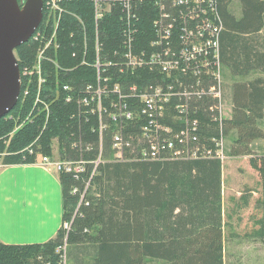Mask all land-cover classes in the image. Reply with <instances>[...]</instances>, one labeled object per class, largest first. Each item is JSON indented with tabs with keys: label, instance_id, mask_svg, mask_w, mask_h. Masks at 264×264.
<instances>
[{
	"label": "trees",
	"instance_id": "16d2710c",
	"mask_svg": "<svg viewBox=\"0 0 264 264\" xmlns=\"http://www.w3.org/2000/svg\"><path fill=\"white\" fill-rule=\"evenodd\" d=\"M238 1L241 5L239 18L229 11L231 0H218V14L223 26L219 39L220 63L229 67L234 75L245 74L250 69H259L264 74V1ZM70 9L78 12L81 8L74 4ZM85 10L90 11L88 7ZM44 13L43 10V22L38 30L43 28ZM144 14L137 38L139 47L147 46L152 38L150 16L149 13ZM106 26L115 32L111 24L106 23ZM70 28L73 32L78 31L76 23L66 18L58 28L60 38H68L66 33ZM48 32H51L50 28ZM66 44L70 46V42ZM37 48L38 45L30 39L15 49L20 70L31 67ZM66 51L70 52V49L63 45L53 54L59 67L53 63L44 65L46 83L42 88V99L49 105L47 121L45 113L39 114L9 139V134L18 123L16 118L21 123L34 102L35 85L31 83L29 94L24 97L26 86L22 79L16 106L0 119V152L6 150L13 153L0 160L3 165L32 163L34 158L28 156L25 149L38 136L39 151L46 156L52 154V140L58 139L66 154L76 158L77 152L70 148V144L79 141L80 134L83 144L91 143L94 152L97 151V131L91 133L83 120L72 119L75 106L65 103L62 98V85L78 88L93 83L95 70L77 67L71 72H64L63 68L76 66L72 57L68 54L64 56ZM141 74L151 80L152 76L146 72ZM126 79L139 83L135 75ZM232 92V113L230 119L222 121V137L235 131L229 156L252 155L251 143L264 139V131L258 126L264 116V79L235 83ZM198 118L201 125L198 137L200 143H204L218 132L205 128L206 114H200ZM44 124L46 126L42 131ZM111 135L107 132L104 137V147L108 151V155L104 154L106 160L111 158ZM4 141H8L6 146ZM110 161L100 165L98 173H101L90 180L89 191L79 207V196L71 193V188L77 183L71 175L59 174L63 191L62 227L68 223L70 230L64 233L61 227L55 238L43 244L23 246L0 243V264H61V248L64 245L77 248L83 244L93 245L97 250L93 264H150L143 257L162 258L166 264H223L220 230L222 162L219 159ZM251 163L253 170L262 177L264 188V155ZM258 225L256 235L264 238L263 218Z\"/></svg>",
	"mask_w": 264,
	"mask_h": 264
},
{
	"label": "built area",
	"instance_id": "2783aa9c",
	"mask_svg": "<svg viewBox=\"0 0 264 264\" xmlns=\"http://www.w3.org/2000/svg\"><path fill=\"white\" fill-rule=\"evenodd\" d=\"M42 4L43 28L37 27L30 38L38 45L34 62L31 67L19 69L20 84L23 79L26 86L24 97L29 94L31 83L35 85L34 102L21 123L16 118L18 123L9 136L39 114L45 113L47 121L49 106L42 99L46 54L51 46H60L59 26L66 18L74 21L78 31L69 30L66 36L72 47L81 48L82 64L95 70V82L78 88L64 84L62 98L75 106L72 119L83 120L91 133L97 131L98 149L94 157L86 158L85 154L93 152L94 147L88 142L83 144L80 134L79 141L70 144L77 152L76 158H70L65 148H61L63 151L52 149L50 156L43 155L39 151V136L25 151L34 158L33 164L58 175H71L77 183L71 193L79 196L78 207L89 191L90 180L107 161L104 155L107 132L112 134L109 160L114 162L191 158H216L222 162L224 156L220 149L211 155L201 146L200 119L196 117L203 106L205 113L223 129L220 75L218 71L209 75L206 90L200 78L202 72L208 74L213 66L221 64L219 39L223 26L218 0H42ZM74 4L81 8L78 12L70 9ZM87 7L90 13L85 10ZM144 13L150 16L152 38L147 46L139 47L137 38ZM142 72L152 76L151 80L143 78ZM135 74L139 83L126 79ZM189 79L194 83L190 85ZM56 95L59 96L58 92ZM64 225L69 230L70 224ZM61 264H64V254Z\"/></svg>",
	"mask_w": 264,
	"mask_h": 264
},
{
	"label": "crops",
	"instance_id": "0c3cea01",
	"mask_svg": "<svg viewBox=\"0 0 264 264\" xmlns=\"http://www.w3.org/2000/svg\"><path fill=\"white\" fill-rule=\"evenodd\" d=\"M228 8L235 17L241 16V5L238 0H231ZM258 78L264 79L263 72L259 69H250L245 74L233 76L229 84L225 88L223 87L222 98H224L225 104L227 101L229 104L228 116L232 113L233 108L232 86L235 83H251ZM228 116L225 119H230ZM262 122H264V116L258 124L259 128L264 131V128L260 126ZM250 147L252 154L258 153L255 156L264 155V139L253 141ZM244 160L245 156L235 158L233 166H236V171L227 170L223 174L221 169L220 230L222 248L224 228L227 224L226 192H234L235 198L239 202V209L236 210V222L239 226H246L251 222L248 215L254 202V196L260 189V179L255 170L241 171L240 164ZM62 192L58 174L52 170L33 163L7 166L0 164V243L24 246L43 244L55 238L62 227ZM253 223H257V218ZM256 229L259 230V226ZM257 231H252L249 234L243 233L242 237L251 235L255 239L264 241V238L257 237ZM97 255V250L93 245L83 244L72 248L69 257L73 264H93ZM233 258L237 261L235 264H264V254H234ZM143 260L150 264H166L162 258L143 257ZM222 263L227 264L226 254H222Z\"/></svg>",
	"mask_w": 264,
	"mask_h": 264
},
{
	"label": "rangeland",
	"instance_id": "374dc122",
	"mask_svg": "<svg viewBox=\"0 0 264 264\" xmlns=\"http://www.w3.org/2000/svg\"><path fill=\"white\" fill-rule=\"evenodd\" d=\"M76 30V28H74ZM71 30V28H70ZM72 31V30H71ZM76 32V31H75ZM58 43H59V47L58 48H54L53 46L50 47V49L47 52V61L45 63H53L56 67H59L55 61V58L53 57V54H56L64 45H67V47L70 49V52H65L64 56L66 54H68V56L72 59H74V61L76 62V66L72 67V68H63L64 72H71L72 70L76 69L77 67H88V68H92L88 65H83L82 64V56H81V48L78 49L77 46L72 47V43L66 44V42H70L69 38H61L58 37ZM15 53V52H14ZM15 57H16V53H15ZM226 65H224L223 63L220 64V66H213L210 71L208 72V74L202 72L200 74V78L203 79L204 84H203V88L206 90L208 87V81H206V79L209 78V75L213 72V71H218L219 73V77H220V82H221V92H223V87L225 88L228 84L229 81H231V78L233 76H235L231 70L229 69V67H225ZM225 74V77H224ZM133 76V75H132ZM135 78H137V75L135 74ZM187 82H189V84L191 85L192 83H194V80L189 79ZM232 92V90H231ZM223 96V94H222ZM227 100V99H225ZM224 98H222V103L224 105V116L225 118L228 116V112L227 110L229 109V104L228 101L225 104L224 103ZM231 105V103H230ZM49 106V105H48ZM200 114H206L204 111V107L200 106V110L199 113L196 114V117H198V115ZM207 118V122L205 124V128L207 129H213L214 131H217L218 134L217 135H213L210 138L207 139V141H204V143H200L201 146H203L206 150L211 152V155L216 154L217 150H221L222 151V155L224 156V159L222 160V171L223 174H225L227 172V170L229 171H236V166H233V162L235 160L236 157H231L228 154L230 153L231 147L233 145V140L235 138V131H230L227 136L222 137V131L221 128L219 127V123L212 120V117L208 116V114H206ZM231 117V114L228 116ZM260 126H262L264 128V122L260 123ZM16 132H14L12 135L8 136V138L10 139ZM200 142V141H199ZM262 142V141H261ZM221 143V147L217 146V144ZM3 144L6 146L8 144V141H4ZM257 145V144H256ZM260 148V147H259ZM52 149H54L55 151L58 150H64L61 149L60 145H59V140L58 139H53L52 140ZM264 149V148H263ZM260 150V149H258ZM95 148L93 150V152L89 153V154H85L86 158H92L95 156ZM104 154L108 155V151L105 150L104 147ZM261 154V153H260ZM13 155V153L7 152L6 150H4L3 152H1L0 155V160H3L4 157ZM254 155V156H252ZM252 155H248L245 156V160L242 161V164H240L241 167V171L247 172L250 169H253L252 167V163L251 162H255L258 157L255 155L257 154H252ZM242 159V158H241ZM243 160V159H242ZM2 164V163H0ZM255 170V169H254ZM256 174L258 175L259 179H260V183H259V191L257 192L258 194L256 196H254V202L251 205V210L249 212V218H250V223H247L246 226H239V224H237L236 222V210L238 211L239 207H238V201L235 198L234 192L233 191H227L226 195H225V206H227L226 209V215H227V224L226 227L224 228V239H223V253L222 254H226V259H227V264H235L236 259L233 258L234 254H264V241L261 239H255L254 237H252L251 235H248L246 237H242L243 233H251L252 231H257L258 229L257 226L258 225V221L260 219H264V188L262 185V177L259 175V173L255 170ZM232 181V180H231ZM255 191V189H254ZM262 206V208H261ZM239 213V212H238ZM257 218V223H253L255 221V219ZM259 219V220H258ZM68 224V223H67ZM254 229V230H253ZM70 230V228H69ZM65 227V225L62 227V232L64 233H68V231ZM72 248L70 245H66L64 247L63 250V254H64V264H73L72 260L69 257V254H71Z\"/></svg>",
	"mask_w": 264,
	"mask_h": 264
},
{
	"label": "water",
	"instance_id": "95a60500",
	"mask_svg": "<svg viewBox=\"0 0 264 264\" xmlns=\"http://www.w3.org/2000/svg\"><path fill=\"white\" fill-rule=\"evenodd\" d=\"M42 0H0V119L17 104L21 91L15 49L30 40L43 17Z\"/></svg>",
	"mask_w": 264,
	"mask_h": 264
},
{
	"label": "flooded vegetation",
	"instance_id": "af4514ba",
	"mask_svg": "<svg viewBox=\"0 0 264 264\" xmlns=\"http://www.w3.org/2000/svg\"><path fill=\"white\" fill-rule=\"evenodd\" d=\"M19 4H23L24 0H17Z\"/></svg>",
	"mask_w": 264,
	"mask_h": 264
}]
</instances>
